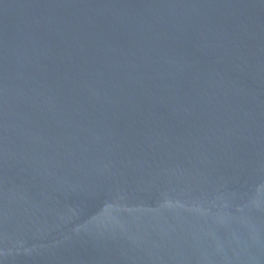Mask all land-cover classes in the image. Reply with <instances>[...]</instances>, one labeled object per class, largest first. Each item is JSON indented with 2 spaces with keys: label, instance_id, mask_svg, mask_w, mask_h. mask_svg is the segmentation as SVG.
Here are the masks:
<instances>
[{
  "label": "water",
  "instance_id": "water-1",
  "mask_svg": "<svg viewBox=\"0 0 264 264\" xmlns=\"http://www.w3.org/2000/svg\"><path fill=\"white\" fill-rule=\"evenodd\" d=\"M0 264H264V0H0Z\"/></svg>",
  "mask_w": 264,
  "mask_h": 264
}]
</instances>
